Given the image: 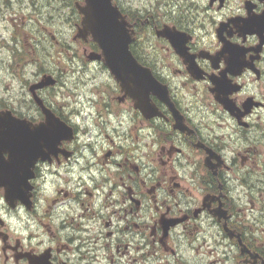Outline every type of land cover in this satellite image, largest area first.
I'll return each mask as SVG.
<instances>
[{
    "label": "flooded vegetation",
    "instance_id": "1",
    "mask_svg": "<svg viewBox=\"0 0 264 264\" xmlns=\"http://www.w3.org/2000/svg\"><path fill=\"white\" fill-rule=\"evenodd\" d=\"M132 1L112 3L160 85L145 114L101 61L107 77L91 96L56 107L45 93L58 78L38 87L49 74L26 70V34L12 25L18 64L0 58V185L27 236L0 220V264H264V0ZM44 108L71 128L58 144L38 133Z\"/></svg>",
    "mask_w": 264,
    "mask_h": 264
},
{
    "label": "rangeland",
    "instance_id": "2",
    "mask_svg": "<svg viewBox=\"0 0 264 264\" xmlns=\"http://www.w3.org/2000/svg\"><path fill=\"white\" fill-rule=\"evenodd\" d=\"M118 1L115 0V3ZM74 2L82 0H12L9 2V8L0 4L1 62L5 66L11 65L12 69L13 65L18 64V60L15 63L12 61L8 49L11 47L9 38L13 30L12 25L21 26L26 34V38L22 34L18 36L24 41V47L21 48V54L24 56L22 61L23 64L31 61L26 70L30 72V66H35L37 71L41 69L44 74L58 78V86L45 93L46 98L54 99L56 107L57 102L65 104L91 96L95 87L93 81L99 80L100 84L103 78L107 77L99 62H88L84 57L83 50L87 53L91 51V43L85 45L77 39L74 40L80 22L79 14L77 13L78 22L71 10V4ZM132 2L138 5L137 0ZM39 31L43 32L42 36ZM36 32L39 43L35 39ZM10 59L12 63H9ZM27 75L24 73L25 78ZM15 82L6 80L5 86L10 85L16 89L18 83ZM73 107L74 104L71 105V108Z\"/></svg>",
    "mask_w": 264,
    "mask_h": 264
},
{
    "label": "water",
    "instance_id": "3",
    "mask_svg": "<svg viewBox=\"0 0 264 264\" xmlns=\"http://www.w3.org/2000/svg\"><path fill=\"white\" fill-rule=\"evenodd\" d=\"M75 7L81 20L74 39L87 41L90 37L99 50L88 53L87 60L101 61L110 70L122 90L134 101V106L144 114L148 112L149 94L159 93L160 85L150 71L133 57L129 49L133 40L132 33L117 6L112 4V0H83V4L75 3ZM54 84L55 80L50 75H45L38 87H49ZM163 91V95L159 94V97L167 103V93L165 89ZM44 113L45 123L43 127L41 125L38 127V133L42 129L45 140L57 137L59 143L71 133V128L55 118L49 110L44 108ZM53 130H57V134L53 133ZM35 134L36 127L33 131V135Z\"/></svg>",
    "mask_w": 264,
    "mask_h": 264
},
{
    "label": "clouds",
    "instance_id": "4",
    "mask_svg": "<svg viewBox=\"0 0 264 264\" xmlns=\"http://www.w3.org/2000/svg\"><path fill=\"white\" fill-rule=\"evenodd\" d=\"M249 19H250V17H248V19H246V20H241L242 22L240 23L239 26L234 24L235 30L239 31V32L243 31V28H244L243 21H247ZM226 31L227 32L231 31V33H232V28H230L228 26ZM244 32H246V31H244ZM261 51H262L261 49H259L257 51V57H254V59L259 58V56L261 54ZM224 59L227 62H229L230 54L226 52L224 54ZM249 65L251 66V64H249ZM30 67L32 68V71H36L35 66H30ZM59 138H58V141H59ZM42 151L44 153H49L52 150H49L48 147H44L42 149ZM52 179H53V177H51V176H44L40 181L37 182L39 184V186H40V191H41L42 195H50V194H52V187L48 183V181H50ZM6 190H8L7 189V185H0V220H3L7 224V230L11 231L14 235L27 236V230L24 227V220L21 219V217L16 215V214H9L8 206L5 205L4 199H3V196H4L5 192H6ZM27 196H28V189L26 187L25 195L22 196V197L18 196V198L24 199ZM13 206H15L14 203H13ZM22 208H23V206L21 205L20 206V210L21 211H22ZM37 264H39V258H37Z\"/></svg>",
    "mask_w": 264,
    "mask_h": 264
},
{
    "label": "trees",
    "instance_id": "5",
    "mask_svg": "<svg viewBox=\"0 0 264 264\" xmlns=\"http://www.w3.org/2000/svg\"><path fill=\"white\" fill-rule=\"evenodd\" d=\"M71 10H72V12L75 14L76 19H77V21H78V20H79V16L77 15V10H76L74 4H71ZM78 22H79V21H78ZM90 48H91L92 50H96V49H97L96 46H95V44H93V43L90 44Z\"/></svg>",
    "mask_w": 264,
    "mask_h": 264
}]
</instances>
